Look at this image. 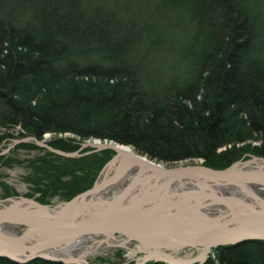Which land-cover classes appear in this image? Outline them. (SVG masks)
<instances>
[{"label": "trees", "instance_id": "trees-1", "mask_svg": "<svg viewBox=\"0 0 264 264\" xmlns=\"http://www.w3.org/2000/svg\"><path fill=\"white\" fill-rule=\"evenodd\" d=\"M47 133L215 170L264 157V0H0V146ZM20 148L44 153L25 179V197L43 205L58 190L62 202L87 191L110 158ZM204 264H264V240L220 246Z\"/></svg>", "mask_w": 264, "mask_h": 264}, {"label": "water", "instance_id": "water-1", "mask_svg": "<svg viewBox=\"0 0 264 264\" xmlns=\"http://www.w3.org/2000/svg\"><path fill=\"white\" fill-rule=\"evenodd\" d=\"M20 144L69 159L107 150L113 154L92 187L54 207L23 196L0 200V259L11 264H88L84 255L60 252L89 237L97 238L95 249L136 242L130 253L143 256L133 264H203L220 246L264 240L262 157L250 156L225 169L171 168L118 144L82 143L67 153L34 137L13 140L0 155ZM184 250L199 254L179 259Z\"/></svg>", "mask_w": 264, "mask_h": 264}, {"label": "rangeland", "instance_id": "rangeland-1", "mask_svg": "<svg viewBox=\"0 0 264 264\" xmlns=\"http://www.w3.org/2000/svg\"><path fill=\"white\" fill-rule=\"evenodd\" d=\"M20 130H21L20 128L16 127V129H14L12 132L17 134L20 132ZM2 131H5V130H2ZM53 138H58L60 140H63V139L64 140H72V141L75 140L76 143L80 142V145L82 143H92L95 145L96 144H105V145L111 144L114 146L118 144L121 147H124L126 149H131L137 155H141V156L147 158L146 155H143L141 153L140 154L137 153V151L133 147H131L130 145H128V146L122 145V144L115 143V142L108 140V139L101 140L98 138H95V139L91 138V139L85 140L84 142H81L79 139V136H76L75 134H72V133H63V135H54V134L47 133V134L43 135L42 140L49 142ZM13 140H19V139H12L4 147L0 146V153L5 151L8 148L9 144ZM247 144H250L252 147H258L260 143L258 140L256 141V140L252 139V141H249ZM18 146H20V145H18ZM241 146H243V143L239 145V147H241ZM16 147H14L13 149H10L8 153H5L4 155H0L2 157H4V156L6 157V159H4V161H5L4 165L2 163H0V199H4L3 189L4 190L6 189V191H8L9 193H15L11 196L5 197V199L11 198V197H22V196L25 197L27 194H32L33 186L30 183L25 182V179L31 177L32 173H33V170L31 171V168L29 167V162L36 157H42L44 155L43 152L42 153L38 152L35 149H22V148L16 149ZM85 149L87 150V148H85ZM225 150L226 149L221 148L217 152L225 153ZM45 151H47V150H45ZM107 151H105V152H107ZM109 153H110V155H109L110 158L108 160H110L112 158L111 155L113 154V152L110 151ZM250 156H254V155L248 154L247 156L242 157L239 160L247 161ZM254 157H257V156H254ZM259 157H261V156H259ZM259 157H257V158H259ZM262 158H264V157H262ZM66 159H69V158H66ZM147 159L150 160L149 158H147ZM10 160L12 163H9ZM14 160L20 162L21 164L20 163H14L13 162ZM150 161H153L159 165H164L166 167H171V168H173V167H184V166H194V165L203 166L202 161L197 159V158L184 159L180 163L178 162L176 164L175 163L166 164L164 162L160 163V162H156L152 159ZM236 162H238V161H236ZM103 166H102V168H103ZM3 185H5L6 187L3 188ZM59 193H60V191L58 190V193H56L53 198L49 199V201H48L49 203L44 204V205L54 207L55 205L63 203L62 200L60 199L61 194H59ZM41 194L42 193H36L35 196L40 197ZM66 201H68V200H66ZM254 242H260V241H254ZM136 244H137L136 242H131V243L127 244V246L122 248V249L119 247H115V248L114 247H111V248L100 247L99 249H95V250H91V251H90V246H89V248L84 249L83 251L73 252L72 256L79 257L80 255H84V260H86L88 262V264H133L134 260H136L137 258H141L143 256L140 253H134V254L130 253L131 249L133 250V248ZM214 251L215 250H213L211 253H209V256L212 258L214 257ZM197 254H199V253H197V250H192V251L184 250V252L179 253L178 258L186 260L188 258H193V257L198 256ZM151 263H154V262H151Z\"/></svg>", "mask_w": 264, "mask_h": 264}, {"label": "bare ground", "instance_id": "bare-ground-1", "mask_svg": "<svg viewBox=\"0 0 264 264\" xmlns=\"http://www.w3.org/2000/svg\"><path fill=\"white\" fill-rule=\"evenodd\" d=\"M260 193H264V189L260 192ZM5 199V198H4ZM3 200V199H0ZM97 238L94 237H89L83 240L78 241V243L76 244V247L74 248L71 247L70 249H65L63 251H61V255H65V256H71L73 254V252H79V251H83L84 249L89 248L90 246V251L91 250H95V246L96 244H93V241L96 240ZM89 250V249H88ZM87 251V250H86ZM89 251V252H90Z\"/></svg>", "mask_w": 264, "mask_h": 264}, {"label": "flooded vegetation", "instance_id": "flooded-vegetation-1", "mask_svg": "<svg viewBox=\"0 0 264 264\" xmlns=\"http://www.w3.org/2000/svg\"><path fill=\"white\" fill-rule=\"evenodd\" d=\"M96 154H99V153H96ZM57 196V195H56Z\"/></svg>", "mask_w": 264, "mask_h": 264}]
</instances>
